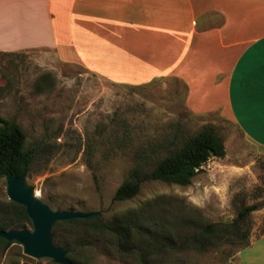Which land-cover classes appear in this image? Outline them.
Instances as JSON below:
<instances>
[{
  "label": "rangeland",
  "instance_id": "374dc122",
  "mask_svg": "<svg viewBox=\"0 0 264 264\" xmlns=\"http://www.w3.org/2000/svg\"><path fill=\"white\" fill-rule=\"evenodd\" d=\"M185 92V86L173 80L118 87L80 65L58 62L51 51L0 52V119L16 122L26 134V148L36 151L26 174L29 186L53 210L82 212L106 223H133V242L144 248L123 253L114 236L57 222L53 244L64 249L69 260L264 264V151L251 144L231 119L190 112ZM205 128L224 140V158L210 159L188 186L147 181L135 198L115 200L135 168L144 176ZM7 187L5 175L0 178L1 206L12 201ZM250 205H258V210L236 226L237 231L233 226L211 238L201 236L210 224L231 225ZM19 230L33 232L34 226ZM184 241L204 250L185 245L152 252L158 245L177 247ZM0 264L58 263L29 255L22 243L14 241L7 247L0 244Z\"/></svg>",
  "mask_w": 264,
  "mask_h": 264
},
{
  "label": "crops",
  "instance_id": "0c3cea01",
  "mask_svg": "<svg viewBox=\"0 0 264 264\" xmlns=\"http://www.w3.org/2000/svg\"><path fill=\"white\" fill-rule=\"evenodd\" d=\"M29 50L118 87L181 82L264 151V0H0V52Z\"/></svg>",
  "mask_w": 264,
  "mask_h": 264
},
{
  "label": "trees",
  "instance_id": "16d2710c",
  "mask_svg": "<svg viewBox=\"0 0 264 264\" xmlns=\"http://www.w3.org/2000/svg\"><path fill=\"white\" fill-rule=\"evenodd\" d=\"M0 120L2 122L0 124V178L6 174H13L18 177L28 174L35 159V149L26 148V134L16 122L6 119ZM225 156L226 145L222 137L214 129L205 128L199 134L190 138L181 149L166 156L152 171L144 176L141 177L140 169L135 168L131 178L125 180L117 190L115 200L126 201L135 198L140 193L143 183L147 181H163L188 186L192 183L193 178L202 172V167L210 159L224 158ZM256 210H258V205L247 206L239 212L237 219L231 225L210 224L200 234L201 236L205 235L206 238H211L218 231L220 232L233 226L235 231H237L236 226ZM32 224V220L24 206L14 201L4 206L0 205V231L19 230L32 226ZM57 224L84 225L88 226L97 235L114 236L118 250L123 253L135 254L144 250L140 244L133 242L135 226L131 222L128 224L120 221L106 223L102 218L96 216L87 219L68 220L62 223L58 222ZM134 224H136L135 221ZM194 238H196L195 242H197L198 236L196 235ZM0 244H4L7 247L11 242L0 237ZM194 244L190 241H184L176 247L166 243L153 247L152 252H163L165 248L183 249L185 245L195 246L197 249L204 250L202 246ZM247 247H249L248 244H246L245 248ZM71 261L76 264L75 261Z\"/></svg>",
  "mask_w": 264,
  "mask_h": 264
},
{
  "label": "water",
  "instance_id": "95a60500",
  "mask_svg": "<svg viewBox=\"0 0 264 264\" xmlns=\"http://www.w3.org/2000/svg\"><path fill=\"white\" fill-rule=\"evenodd\" d=\"M8 177L7 194L9 198L24 206L32 220L34 231H0V237L9 242H20L27 254L37 258H52L58 264H74L67 257V252L53 244L52 229L57 222L73 219H87L92 215L75 211L53 210L47 203L35 197L34 190L26 181V174L21 177L6 174ZM26 187V190L23 187Z\"/></svg>",
  "mask_w": 264,
  "mask_h": 264
},
{
  "label": "bare ground",
  "instance_id": "6f19581e",
  "mask_svg": "<svg viewBox=\"0 0 264 264\" xmlns=\"http://www.w3.org/2000/svg\"><path fill=\"white\" fill-rule=\"evenodd\" d=\"M23 189L26 190V187L24 186ZM34 196H35V197H38L39 195H38L37 193H35Z\"/></svg>",
  "mask_w": 264,
  "mask_h": 264
}]
</instances>
